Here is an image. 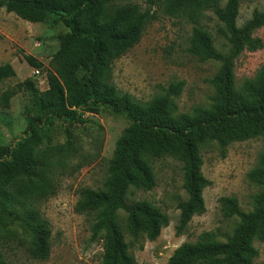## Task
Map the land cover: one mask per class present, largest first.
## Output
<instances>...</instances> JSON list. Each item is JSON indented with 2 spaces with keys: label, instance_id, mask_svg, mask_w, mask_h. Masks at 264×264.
<instances>
[{
  "label": "trees",
  "instance_id": "obj_1",
  "mask_svg": "<svg viewBox=\"0 0 264 264\" xmlns=\"http://www.w3.org/2000/svg\"><path fill=\"white\" fill-rule=\"evenodd\" d=\"M123 0H0V8L31 23L63 25L55 55L56 73L47 76L49 89L41 92L31 80L24 86L31 93L28 127L11 146L0 145V207L18 209L28 250L33 258L47 261L51 254L52 231L34 201L56 194L52 181V157L56 147L44 146L45 129L56 120L84 122L83 112L107 108L126 115L129 126L122 133L109 164L105 188L84 189L80 212L96 214L92 237L103 240L102 264H137L129 251L119 213L134 238L155 241L169 225L168 216L149 202H129L131 188L152 190L156 179L151 160L174 156L183 167V188L188 199L180 202L176 233L182 235L194 216L206 212L204 190L210 181L203 174L201 145L215 141L223 149L233 142L264 137V66L252 79L237 87L235 62L246 51L264 48L255 33L264 27V11L238 25L240 0H163L167 14L184 16L193 24L189 52L202 62L220 63L211 80L215 95L209 108L197 107L181 113L175 101L184 82L170 84L163 95L147 103L121 93L109 82L113 63L136 46L146 26L155 19L138 5ZM152 2V1H151ZM205 11H212L226 41L220 51L201 25ZM26 61L35 69L42 63L32 56ZM16 76L11 64L0 66V83ZM73 149V143L68 142ZM251 183L264 186V151L258 165L248 173ZM224 216L239 222L225 241L203 233L194 243H185L166 264H253L258 257L255 240L264 241V191L254 197L252 211L244 212L234 197L220 199ZM0 264H7L0 253Z\"/></svg>",
  "mask_w": 264,
  "mask_h": 264
},
{
  "label": "rangeland",
  "instance_id": "obj_2",
  "mask_svg": "<svg viewBox=\"0 0 264 264\" xmlns=\"http://www.w3.org/2000/svg\"><path fill=\"white\" fill-rule=\"evenodd\" d=\"M152 1V2H151ZM228 0H221L224 6ZM163 0H123L122 4L138 5L142 12H151L155 19L146 26L140 42L116 60L109 82L121 93L147 103L163 95L172 83L184 82V89L175 98L181 113H191L197 107L209 108L215 95L211 83L220 68L219 62H202L189 52L193 24L184 16L165 12ZM238 25L248 21L255 10L264 11V0H240ZM201 25L208 31L216 47L226 52V41L218 34V23L212 11H205ZM63 25L31 23L0 8V66L11 64L16 76L0 83V145L11 146L28 127V109L32 96L24 82L31 80L41 92L49 89L47 76L56 73L55 55L60 50L58 36L67 32ZM255 35L264 40V27ZM32 56L42 63L33 68L25 59ZM264 66V48L246 51L235 62L236 83L242 88ZM84 122L56 120L45 129L44 147H56L52 157V181L56 194L48 200L34 201L52 231L51 254L47 261L33 258L28 240L16 218L18 209L0 207V253L7 264H102L103 240L92 237L96 214L80 212L84 189H104L109 164L116 145L130 120L126 115L107 108L84 111ZM73 149L68 148V142ZM264 151V137L233 142L223 149L217 142L201 145L203 174L210 181L204 190L206 212L194 216L187 230L176 233L179 204L188 199L183 188V167L174 156L151 160L156 186L152 190L131 188L128 201H146L161 209L169 218L155 241L146 236L134 238L128 231L126 214L119 218L129 251L137 264H166L174 252L185 243H194L203 233H212L219 241L233 234L238 217L224 216L220 199L234 197L244 212L253 210L254 197L264 186L251 183L248 173L259 162ZM258 257L253 264H264V241L255 240Z\"/></svg>",
  "mask_w": 264,
  "mask_h": 264
}]
</instances>
